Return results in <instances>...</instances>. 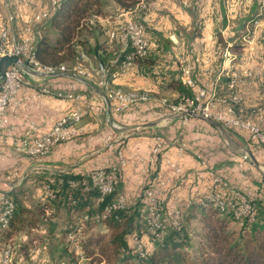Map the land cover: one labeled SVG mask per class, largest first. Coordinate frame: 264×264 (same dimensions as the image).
I'll return each mask as SVG.
<instances>
[{
	"label": "crops",
	"instance_id": "1",
	"mask_svg": "<svg viewBox=\"0 0 264 264\" xmlns=\"http://www.w3.org/2000/svg\"><path fill=\"white\" fill-rule=\"evenodd\" d=\"M14 1L22 6L20 14L26 23L35 13L47 8L51 0L46 3L42 0ZM114 3L119 9V18L133 17L134 11ZM203 3L206 1L150 0L145 11L141 10L149 38L146 62L132 64L125 72H119L122 56L117 42H106L107 46L97 47L91 55L88 54L90 60L106 63L112 88L147 94L146 100L133 102L122 111L107 107L103 89L92 83L98 81L94 70V77L90 80L69 73L33 80V86L42 85L50 91L49 95L34 96L33 89L23 85L14 97L16 104L8 106L6 122L0 129L1 172L15 169L21 174L55 170L88 173L100 167H117L120 152L124 164L119 167L116 191L125 195L126 205L133 208L140 209L145 205L146 188H151L156 199L164 205L189 203V197L195 199L209 188L210 179L205 169L208 165L234 185L246 182L255 190L260 184L261 191H264V147L261 144L250 140L248 134L240 129L224 128V133H221L213 124L197 116L182 122L179 116L160 103V99L176 100L182 94L168 84L172 78L181 81L180 72L171 74L174 65L170 64L171 53L180 52L188 54L186 60L192 65L204 60L214 61V78H221L217 85L204 72H193L197 84L207 81L208 94L214 86L217 93L225 92L227 73L239 64H247L253 76L241 89L243 105L260 106L264 113V90L260 91L258 87L264 78L260 74L264 68V41L261 40L264 25L253 26L259 19L261 4L252 24L246 22L243 26L247 15L242 11L246 6L242 1L212 0V6H200ZM168 13L172 18H168ZM104 14L99 15L101 20L98 22L106 28L114 26L117 16ZM178 23L185 26L181 31L175 29ZM183 36L187 41H183ZM165 39L166 42L171 41L168 46L157 43ZM225 50L231 60H223L221 54ZM83 65L89 68L86 61ZM194 91L191 90L192 93ZM56 92L75 94L79 98H56L52 95ZM77 104L86 110V114L69 140L56 144L39 162L23 152V139L47 131L57 118ZM32 125L35 130L31 129ZM156 137H161L164 144L156 155H150ZM180 146L183 149L178 151ZM243 150L248 152L255 168L242 173L241 168H236L235 160L238 158L236 154ZM174 161L182 168L180 176L171 175L170 163ZM39 165L43 169L37 168ZM159 179H164L165 184L159 185ZM0 187L5 188L6 185ZM256 195L260 199L261 195L257 192Z\"/></svg>",
	"mask_w": 264,
	"mask_h": 264
},
{
	"label": "built area",
	"instance_id": "2",
	"mask_svg": "<svg viewBox=\"0 0 264 264\" xmlns=\"http://www.w3.org/2000/svg\"><path fill=\"white\" fill-rule=\"evenodd\" d=\"M56 1L57 0H51L47 8L35 13L30 19H27L20 31L16 30L14 27L15 17L12 13H10L9 21L0 22V58L2 56H12L17 59L16 62H11L5 68L3 75L0 76V129L6 122V110L8 106L12 103L16 104L14 97L23 85L32 88V95L34 96L45 95V93H36V86H33V80L43 76H56L60 73H69L73 76L85 78V70H94L95 73L99 75V82L92 83L103 89V99L108 104L109 109L111 108L119 112L132 104L125 100V93H135L136 91L122 88H119L118 91H111L110 88H106L102 85V77L104 73H108V66L102 60H98L94 63H92L91 60H87L83 50L79 51L78 56H84V60H87L89 68L79 67L77 57H75L74 63L65 67H54L52 64L40 65L35 63V61H30L29 48L38 40L40 35L39 25L46 21L47 17H50V12L53 10ZM146 8L147 3H142V7L138 9L145 10ZM100 20L99 15L91 14L86 21L89 24H94ZM114 23V26L106 28V38L108 43L117 41L120 46V56H125L124 65L119 67V72L122 73L133 64L135 58H142L148 54L149 38L146 33L145 25L139 20H134L132 18L121 19L117 17ZM260 24H264V12H259V19L253 26H258ZM244 40L247 41L248 39ZM222 55L223 60H231L226 50ZM213 63L214 61L212 60H204L203 63H201L200 69L203 70L206 77H210V80L215 82L214 85H217V82H219L221 78H214ZM252 76L251 68L247 64H239L237 65V70H232V76H228V79H224L225 92L217 93L214 86L210 88L208 94L207 81L200 85L197 84L193 77V65L188 61L180 62L181 81H186V87H190L191 90L195 91L190 94V97H183V94H181L174 101L164 99L163 106L173 114L179 116L183 122L190 117L199 116L211 119L224 128L243 130L248 134L250 140L264 147L263 110L257 105L251 107H244L243 105L241 89ZM78 98V95L71 94V99L77 100ZM85 114L86 110L83 107L78 104L75 105L57 118L47 131L23 139V152L34 161L39 162L56 144L69 140L72 135L75 134L76 126ZM31 129L35 130L36 127L32 125ZM163 144V139L161 137H156L151 147L150 155H156L163 147ZM182 149L181 146L178 147V151ZM118 156L119 164L117 167H108L107 171H97L96 168L87 173L89 184H98V187H103V194H99L98 199L104 198V194H107V187L117 186L119 182V167L124 164V160L120 152ZM170 166L172 167L171 175H178L181 171V167L176 161L171 162ZM37 168L43 169L40 165L37 166ZM22 175L23 174L15 169L7 173H2L0 170V185L5 186L13 181L21 182ZM165 182L164 179H159L158 181L159 185H164ZM77 184V181H73L70 185L75 187ZM85 188L87 189V186ZM44 189L43 192L48 194L47 188L45 187ZM0 192H2L1 187ZM144 195L146 197V203L139 209L142 216H147V218H149V223L150 218H157L161 225L165 224L163 212L159 205L160 201L156 199L153 190L151 188H146L144 190ZM203 196H221V203H225L226 207L239 210V214H242L244 217L251 218L254 215L250 199L236 189L227 188L226 183L222 181L218 175L212 174L210 176L209 188L205 191ZM146 204H153V211H146ZM13 205H15L14 200L10 201L9 204H2V207L8 208ZM117 206H127L126 197L120 192H118V195H115V202H112V208H117ZM104 211L105 208L102 211V216ZM167 215L170 218V225L175 227V219H179V211L177 209H170ZM97 217L98 216H95V218ZM9 226L10 221L4 223V225H0L1 231L3 227ZM83 229L84 226L78 224L75 231L70 235L71 241H76V249H74L75 254L78 253V241L82 236ZM159 240H161V238H159ZM132 241L135 249L143 253L144 251L140 239L133 237ZM80 258L84 259L82 256L78 259ZM76 263L77 262L71 264ZM0 264H12L11 247L8 243L0 250ZM77 264H79V262Z\"/></svg>",
	"mask_w": 264,
	"mask_h": 264
},
{
	"label": "trees",
	"instance_id": "3",
	"mask_svg": "<svg viewBox=\"0 0 264 264\" xmlns=\"http://www.w3.org/2000/svg\"><path fill=\"white\" fill-rule=\"evenodd\" d=\"M114 1L130 10L147 0ZM101 10L100 0H57L50 17L46 20L54 29V38L51 40L43 34L39 35L34 44L36 59L43 64L57 66L75 57L78 58L77 47L80 46L78 36L85 29L95 26L96 23L89 24L86 20L91 14L103 15ZM124 57L119 59L120 64ZM146 59L147 55L135 58L133 64H142ZM168 84L177 88L183 95L192 93L191 89L186 87L185 81L172 78ZM39 177L43 189L46 187L49 193L43 192V201L35 206L34 212L39 214L50 212L55 215L60 209L63 210L64 236L70 230V226L76 224L89 228L96 222H102L111 229L107 243L87 235L82 237L83 241H78L86 259L84 264H264V209H260L259 206L252 219L245 217L241 221L237 232L228 227V224L235 220L232 214L211 207L206 208L207 213L201 214L202 227L205 229L201 239L204 249L197 254L190 252L192 246L189 233L179 221L176 227L170 224L166 226L162 239L153 242L148 250L143 247L144 254L141 255L132 241L133 237L141 239L139 233V222L141 221L143 225L141 211L135 210L133 206H125L101 215L103 209L115 200V195H118L116 186L110 193L104 195L103 199H98L100 193L89 184L87 173L55 170L43 172ZM73 181L78 182L75 187L70 185ZM16 188L11 191L15 209L10 226L6 231L0 232V242L15 232L19 223H23L26 212L32 211L27 206L16 203ZM73 245L76 249V244ZM69 251L63 248L59 253L60 257L72 256L70 253L73 252Z\"/></svg>",
	"mask_w": 264,
	"mask_h": 264
},
{
	"label": "rangeland",
	"instance_id": "4",
	"mask_svg": "<svg viewBox=\"0 0 264 264\" xmlns=\"http://www.w3.org/2000/svg\"><path fill=\"white\" fill-rule=\"evenodd\" d=\"M12 1L13 2L11 4V0H5V1L0 0V22H4L6 15L8 13H12L15 16L14 27L16 28V30L19 31L25 23L22 15L20 14V12L22 11V9L20 8L22 6L20 4L18 5V3L15 4L14 0ZM42 1L43 3L47 2V0H42ZM100 1L102 2V10H101L102 14L105 13L104 15L111 14L114 16H117L119 14V9L114 3V0H100ZM205 1L206 4L203 3L200 4V6H212L211 4L212 0H205ZM241 1H242V5L246 4L244 8L245 10L242 11L247 15V17L244 18L245 23L243 24V26H245L246 22L247 24L250 25L252 24V20L257 16V13L260 11V4L264 0H239V2ZM149 3L150 0H147V6L149 5ZM185 6L190 7L189 5H185ZM142 11L139 9L134 11L133 12L134 15L132 19L141 21L146 27V24L142 19L143 16ZM167 16L169 19L172 18V16L169 13ZM184 27H185L184 24H179V23L175 24L176 31H181ZM39 28H40V34L45 35L47 38L51 40L54 38V29L50 27L47 21L40 23ZM105 30H106V26H103L101 23L97 22L95 26H92L88 29H85V31H82L77 39L80 42L79 47L81 49L78 48L77 50L78 51L83 50L87 55L88 54L91 55V53L95 51V48L107 46L106 44L107 38H106ZM148 31L150 32L149 28ZM261 40L264 41V36L261 38ZM183 41H187L186 36H183ZM157 43H162V44L165 43L168 46V43H171V41L166 42L165 39L164 41H157ZM117 44L119 45L118 42ZM174 53H171L172 57L170 59V64L174 65V70L173 72H171V74L173 75L180 72V62L188 61L186 60V56L188 54L184 53L183 55L180 52H174ZM166 55H168V52H166ZM74 60L75 58L69 61H65L63 63L66 66H70L72 63H74ZM94 62L96 61L94 60L93 63ZM201 65H202L201 63L198 65L197 63L194 64L193 72H198V73L203 72V70L200 69ZM260 74L261 75L263 74L264 77V68L261 69ZM258 87L260 91L264 90V78L261 84H258ZM158 98H162V97H158ZM168 101H174V99H170ZM236 155L238 158H236L235 160V166L237 169L241 168L242 173L250 168H255L251 159L249 158V155H247L244 152L237 153ZM206 167L207 168L205 169H207L206 173L209 179L212 174L218 175L222 179V181L226 183L227 188L236 189L240 191L242 194H244L246 197H248V199H250L251 201V206L254 213L258 211V206L260 207V209H264V196H263L264 191H261L260 184H258V187L255 190L253 187H249V184L246 182H242L241 184L234 185L226 177H224L222 174L217 172L215 168H213L212 166L209 167L208 165ZM182 172L183 171L181 168V171L178 173L179 176L182 174ZM40 174L41 173L39 171L38 172L27 171L23 174V180L21 181L20 185L16 188V192H15L16 203H19L23 206H27L28 208L32 209V211L26 212L24 214L25 218L23 219V223L18 224L19 227H17L15 232L11 233L9 237L4 238L3 241L1 240L0 250L7 243L10 245L12 264H71L74 262L77 263L79 262V264H84L86 262V259L82 254L81 249L79 248L78 253L75 254L74 253L75 247L73 243H71L66 238V236H64L63 233L64 231L63 219L65 217L63 214L64 211L60 209L55 215H52L50 212H45L44 214H39L37 212H34L35 206L43 201L42 198L43 187H42V182L40 181L41 177H39ZM260 181L263 183V180ZM2 189L7 190V186ZM205 191L198 194L195 199L189 197V203L184 205L170 204L167 206L159 202V205L161 206V211L163 212L164 223L167 224V226L170 224L169 222L170 218L167 215L168 210L173 209V207H175L174 209H177L179 211L178 220L185 227L186 231L189 233V238L192 246L190 252L196 254L199 253L201 249H204V247L202 246L201 239H203V234L205 229H203L202 227L201 214L202 213L206 214L207 210L202 208L199 202L201 201V199H203L204 197L203 195ZM256 192L261 195L260 199L256 195ZM137 209L138 208L136 207L135 210ZM244 218H245L244 216H241L240 218H235L234 221L228 224V227L234 229V231L237 232L238 228L240 227V223ZM139 219L140 218H138V222ZM139 225H140L139 233L141 235V238L143 237L142 239H140V243L142 247H145V249L148 250L152 246L153 241L146 234L145 228L141 224V221L139 222ZM3 235L4 233L2 234V236ZM85 235L92 236L93 239H101L102 243H107L111 236V229L108 228L102 222H96L92 227L89 228L87 226L84 227L82 237L84 238ZM82 237L79 238V240H82L83 239ZM63 248L67 252L69 250L72 251L73 253H70L69 251V253L72 254V256L64 255L63 257H60L61 254L59 253H61L60 251H62ZM81 256L84 259L81 258L78 259Z\"/></svg>",
	"mask_w": 264,
	"mask_h": 264
},
{
	"label": "bare ground",
	"instance_id": "5",
	"mask_svg": "<svg viewBox=\"0 0 264 264\" xmlns=\"http://www.w3.org/2000/svg\"><path fill=\"white\" fill-rule=\"evenodd\" d=\"M142 3H147V1H142L140 2L136 7H132L130 10H137L138 8L142 7ZM260 12H264V1L261 3V11ZM10 19V13H8L6 15V20L5 21H9ZM87 60L89 59V56L86 55ZM29 59L30 61H35V63L40 64V65H47V64H43L40 61H38L35 57L34 54V44H32L29 48ZM87 60H84V56H78L77 58V63H79V67H85L83 65L84 61L87 62ZM125 63V57L122 59L120 67H122V65H124ZM54 66V65H52ZM65 64H60L54 67H65ZM232 70H237V67L232 68ZM232 70H230L227 73V79L228 76H232ZM93 70H85V78L87 79H92L93 76ZM97 82H99V75L97 78ZM186 82V81H185ZM102 85H104L106 88H110L111 91H118L119 87H114L112 88L109 84V80L107 77V73L103 74L102 77ZM36 93H45V95H49L51 94L50 91L43 87L42 85H37L36 86ZM53 96H55L56 98H63V99H71V94H62V92H56L54 94H52ZM183 97H190V95H183ZM147 99V94L144 92H135V93H125V100L133 103L136 101H140V100H146ZM160 103L164 105V99H160ZM108 169H104L103 167L97 168V171H107ZM22 180H23V175H22ZM21 180V181H22ZM20 181H13L10 184H6L7 188L9 191L13 190L15 187H18L20 185ZM93 187H95L100 194H103V187H98V184H91ZM114 186H110L107 187V194L110 193L113 190ZM9 191L6 190H2V192H0V225H4V223H7L8 221L11 220V217L13 215L14 209H15V205L10 206L8 208L2 207V204H9L10 201H13V197L12 194L9 193ZM106 195V194H104ZM112 202H115L112 201ZM112 202L105 207V211L103 213V215H105V213L113 210V209H119V208H123L124 206H117V208H112ZM201 207H204L205 209L208 207L211 208H215L220 212L223 213H230L232 214V216L234 218H240L241 216H243L242 214H239V210L236 209H230L228 207H226L225 203H221V196H213V197H207L204 196L203 199H201V201L199 202ZM146 211H153V204H146ZM142 221H143V225L146 231V234L149 236V238L155 242V241H160L159 238L162 239V237L165 234V230H166V226L167 224H162L159 222V219L157 218H150V223H149V218H147V216H142ZM252 219V217H251ZM178 219H175V227L178 226ZM78 224L74 225V226H70V230L67 231L66 233V238L73 244H76V241H71V234L75 231V228L77 227ZM8 229V227H3L2 231H6ZM1 231V228H0ZM134 236V235H133ZM82 237V236H81ZM139 253L141 255L144 254L141 253L140 250Z\"/></svg>",
	"mask_w": 264,
	"mask_h": 264
},
{
	"label": "water",
	"instance_id": "6",
	"mask_svg": "<svg viewBox=\"0 0 264 264\" xmlns=\"http://www.w3.org/2000/svg\"><path fill=\"white\" fill-rule=\"evenodd\" d=\"M16 58L15 57H12V56H2L0 58V76L3 75V72L5 70V68L11 63V62H16ZM26 70V69H25ZM108 107V106H107ZM109 108V107H108ZM110 114V113H109ZM199 117V116H197ZM200 118H203V117H200ZM204 120L208 121L209 123L213 124L215 127H217L221 133H224L225 129L222 125H220L219 123L211 120V119H206V118H203ZM243 152L246 153L245 150H243ZM248 153V152H247ZM259 167V165H258ZM260 168V167H259Z\"/></svg>",
	"mask_w": 264,
	"mask_h": 264
}]
</instances>
